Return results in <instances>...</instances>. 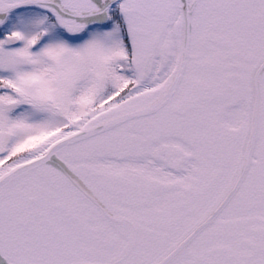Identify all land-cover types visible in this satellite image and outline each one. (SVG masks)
<instances>
[{
    "label": "snow or ice",
    "instance_id": "obj_1",
    "mask_svg": "<svg viewBox=\"0 0 264 264\" xmlns=\"http://www.w3.org/2000/svg\"><path fill=\"white\" fill-rule=\"evenodd\" d=\"M0 264H264V0H0Z\"/></svg>",
    "mask_w": 264,
    "mask_h": 264
}]
</instances>
